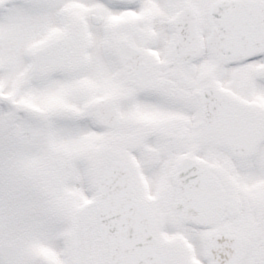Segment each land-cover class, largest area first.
Instances as JSON below:
<instances>
[{"label": "snow or ice", "instance_id": "obj_1", "mask_svg": "<svg viewBox=\"0 0 264 264\" xmlns=\"http://www.w3.org/2000/svg\"><path fill=\"white\" fill-rule=\"evenodd\" d=\"M0 264H264V0H0Z\"/></svg>", "mask_w": 264, "mask_h": 264}]
</instances>
